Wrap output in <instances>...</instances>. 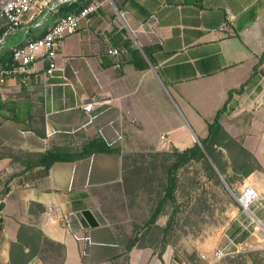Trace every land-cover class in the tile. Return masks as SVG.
I'll return each mask as SVG.
<instances>
[{
    "label": "crops",
    "instance_id": "obj_1",
    "mask_svg": "<svg viewBox=\"0 0 264 264\" xmlns=\"http://www.w3.org/2000/svg\"><path fill=\"white\" fill-rule=\"evenodd\" d=\"M122 6L132 22L154 17L157 33L141 34L135 44L101 12L87 31L65 41L66 79L46 82L39 75L24 87L12 83L8 88L0 112V127L7 130L1 135L7 154L0 155V264H11L23 227L63 246L62 264H188L171 245L162 258L149 247L127 251L128 241L112 227L113 212L122 206L102 205L97 192L111 196L110 190H122L126 156L201 144L229 93L244 84L242 93H233L221 124L243 141L264 171V143L241 123L245 111L254 120L264 117L262 109H254L264 90V0H126ZM104 32L126 49L120 67L106 55ZM22 88L28 94L20 111L14 106ZM84 99L102 102L96 119L80 108ZM10 114L13 119L7 120ZM96 137L115 142L120 154L28 171L15 160V153L79 149ZM71 212L84 225L78 236L90 231L82 236L90 242L76 240L63 223Z\"/></svg>",
    "mask_w": 264,
    "mask_h": 264
},
{
    "label": "rangeland",
    "instance_id": "obj_2",
    "mask_svg": "<svg viewBox=\"0 0 264 264\" xmlns=\"http://www.w3.org/2000/svg\"><path fill=\"white\" fill-rule=\"evenodd\" d=\"M106 14L114 18L112 11L108 9ZM23 89L17 97L18 105L14 106L20 111L23 109L24 97L28 94L24 93ZM259 103L258 99L254 100V109L260 108ZM251 116V112L245 111L241 116V123L251 126L249 132L259 138L258 142L264 143V117L255 115L256 120H254ZM12 117L13 114L5 115L7 120H12ZM254 121L256 125L252 126ZM6 131L5 127H0V155L7 154L5 142L1 138L2 133ZM10 142L17 143L18 140ZM173 149L171 148L169 152ZM158 153L164 152L144 150L143 153L124 157L125 183L122 190L117 188L110 190L111 196L108 195L107 190L104 193L97 192L100 195L98 200L102 205L106 201L105 205H110L112 210L122 206L121 210L113 212L116 215L114 214L112 227L117 236L121 235L122 239L128 242L135 235L133 224L143 225L156 208L159 201L157 194L161 190L160 182L167 178L166 168L172 161H166L167 158ZM15 154H17L15 158H20L27 153ZM222 162L224 173L214 165V176L200 163H192L178 173L179 188L176 193V203L165 207V210L171 213L172 228L168 237L171 246L180 259L188 264H213L214 253L219 248L225 249L229 255L214 264H264V228L253 224L239 204L245 185L252 184L259 190H264V171L253 173L252 178V175L243 178L240 173L233 170V164L225 151ZM112 210L107 208L111 214ZM174 211L176 213L173 216ZM255 213L262 219L259 212ZM169 217L170 215L163 216L158 222L166 226ZM100 221L104 223L106 220L101 217ZM63 223L65 224L64 218ZM83 232L89 234L90 231ZM83 232L80 233L81 237ZM245 232L248 233L247 237L242 243H236V239L241 238ZM38 233L37 230L29 233L34 238V243L40 241L37 252L32 251L35 256L32 257L31 262L62 264L61 249L52 245L49 240L40 238Z\"/></svg>",
    "mask_w": 264,
    "mask_h": 264
},
{
    "label": "built area",
    "instance_id": "obj_3",
    "mask_svg": "<svg viewBox=\"0 0 264 264\" xmlns=\"http://www.w3.org/2000/svg\"><path fill=\"white\" fill-rule=\"evenodd\" d=\"M119 2L120 0H0V112L8 100V88L12 83L26 85L33 76L39 75L46 82L57 78L66 79L69 59L63 56L65 41L79 32L87 31L96 16L101 12L106 14V9L112 11V23L118 26V32L125 34L124 37L130 38L135 44H138L139 35L153 36L157 33V20L154 17L132 22L130 12L121 9ZM72 5H79V8L66 14L60 13L63 6ZM103 37L106 55L120 67L118 61L126 49L114 45L108 32H104ZM39 63L42 64L41 68L37 67ZM257 99L260 109L264 111V90ZM102 106V102L96 99H84L80 103V108L92 120L97 118L95 112ZM107 144L113 146L115 142ZM239 204L253 224L264 228V190H259L252 184L245 185ZM255 212H259L262 219ZM64 219L76 240L90 242L89 237L77 234V231L84 230L78 213L71 212ZM228 255L225 249L219 248L214 253L212 263H217ZM203 258L206 259L205 256Z\"/></svg>",
    "mask_w": 264,
    "mask_h": 264
},
{
    "label": "trees",
    "instance_id": "obj_4",
    "mask_svg": "<svg viewBox=\"0 0 264 264\" xmlns=\"http://www.w3.org/2000/svg\"><path fill=\"white\" fill-rule=\"evenodd\" d=\"M126 0H120L121 9L122 4ZM79 5L63 6L60 10L61 14H66L69 11H75ZM136 57L139 53L133 52ZM264 54L260 60L262 63ZM258 66L255 67L256 73ZM246 84L239 90H232L229 93V99L225 105L218 111L214 121L208 126V135L201 139V145L194 146L185 150L174 148L171 152L158 153L163 154L167 159L171 160V165L166 168L167 178L160 182L161 190L158 192L159 199L156 208L151 213L150 217L143 222V225L134 224V236L128 242L127 251H131L135 247H149L152 248L159 258H162L167 246L171 245L169 241V232L172 228L171 213L165 210L167 205H173L177 200V190L179 188L178 173L188 167L192 163L203 164V167L215 175L214 165L221 173H224V164L222 158L224 151L229 156L233 170L240 173L243 178L250 177L255 172H262L263 168L255 157V155L248 150L241 139L233 137L221 124V117L227 111V105L230 103L234 92L242 93ZM120 154V148L116 146H109L107 142L101 138L96 137L89 142L83 144L79 149L70 148H54L40 153H27L24 157H16L15 160L25 166V170H32L43 167L46 169L52 168L56 163L75 162L94 155H111ZM176 211L173 212V216ZM169 220L166 226L161 225L158 221L163 216H168ZM33 229L23 227L19 235V244L12 246L11 264H29L33 256L32 251L39 249L40 241L34 243V238L30 236ZM41 238V233H38ZM248 233H243V236L236 239V243H242L247 237ZM51 242V241H50ZM52 245L61 249L62 260L64 258L63 246L51 242ZM26 249L29 251L26 252ZM258 255V253H257Z\"/></svg>",
    "mask_w": 264,
    "mask_h": 264
}]
</instances>
